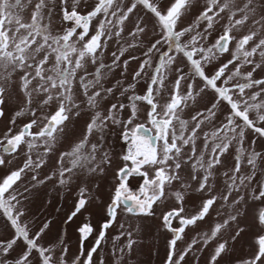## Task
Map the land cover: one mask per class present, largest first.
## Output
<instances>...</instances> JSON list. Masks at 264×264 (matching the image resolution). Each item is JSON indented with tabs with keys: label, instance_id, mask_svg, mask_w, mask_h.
<instances>
[{
	"label": "snow or ice",
	"instance_id": "obj_1",
	"mask_svg": "<svg viewBox=\"0 0 264 264\" xmlns=\"http://www.w3.org/2000/svg\"><path fill=\"white\" fill-rule=\"evenodd\" d=\"M194 9V20L179 27ZM140 10L150 14L156 36L133 74L134 81L145 79L146 87L137 94L135 84L118 82L122 96L131 93L128 103H112L102 111L101 101L114 93L105 84L106 73L120 66L128 49L140 47L147 33L144 15L132 20ZM56 17L62 25L58 30L53 29ZM130 21L131 39L125 40ZM113 40L119 54L113 52L107 64L103 54ZM225 54L229 58L221 61ZM178 55L183 65L177 63ZM209 92L210 104L195 109ZM13 100L18 107L9 120L11 127L0 135V167H8L12 160L5 157L21 149L24 160L0 177V216L12 230L0 239V264H97L94 256L122 205L137 217L156 216V207L164 209L160 224L171 234L164 264H185L190 253L202 252L209 244L214 247L208 264H221L245 237L248 250L236 264H264V150H257L256 139H247L248 132L264 139V0H0V118ZM85 108L92 115L82 138L61 150L67 122ZM191 109L190 118H184ZM24 116L31 119L16 128ZM109 124L121 129L122 163L102 209L104 219L98 230L90 218L76 228L79 249L70 260L63 238L42 242L51 219L35 232L21 221L25 201L32 189L49 180L67 189L78 171L104 176L113 155L102 142L90 143L89 138ZM230 153L232 163L227 164L223 157ZM52 158L53 169L41 179ZM29 173L30 186L21 191L19 184ZM133 178H139L135 189ZM192 193L199 194V204L189 212L185 203ZM95 199L83 183L64 224L72 223ZM213 212L216 220L209 232L186 240L187 229ZM119 227L111 251L114 264H124L137 243L125 224ZM93 233L94 242L85 250ZM121 237H126L123 245L116 243ZM180 242L185 243L182 249Z\"/></svg>",
	"mask_w": 264,
	"mask_h": 264
},
{
	"label": "rangeland",
	"instance_id": "obj_2",
	"mask_svg": "<svg viewBox=\"0 0 264 264\" xmlns=\"http://www.w3.org/2000/svg\"><path fill=\"white\" fill-rule=\"evenodd\" d=\"M91 2V0H89ZM160 3H164L165 0H159ZM202 3V0H201ZM83 11H87V8H83ZM136 15H144L145 22L148 25L147 33L142 37L143 43L140 47L128 49L123 56L120 58V66L116 67L112 72L106 73V86L114 88L113 95L107 97L105 100L101 101V110L106 111L107 108L112 103L123 102L128 103L127 96L131 93H125L123 96L120 94L121 89L119 84L128 85L135 84V92L137 94H142L146 87L145 79L133 80V74L138 70L139 64L143 59V51L148 46L151 41L156 39L155 34L153 33V20L150 17V14H146L143 10H140L138 13L134 14L132 20L135 19ZM196 15V10L194 9L190 15L185 16L179 27H185L191 23ZM132 22L127 23V28L125 29V40H130L131 38L127 37V31L132 28ZM62 27L59 18H54L53 29L58 30ZM216 33H213V38ZM185 38H182V40ZM211 42V41H210ZM169 52H172V49H168ZM118 52V44L113 41H109L106 47V50L103 54V61L107 64L112 62V53ZM175 54V53H173ZM135 56L137 59H130V57ZM228 55L220 57L221 61H226ZM129 61L127 67H123L124 61ZM177 63L183 65L185 63L182 55L177 56ZM91 68V66H90ZM185 72L188 71L185 67ZM211 70V66L209 71ZM247 70V69H245ZM119 82V84H118ZM197 84L200 83L199 80L196 81ZM212 99V93L209 92L200 102L195 106V109H203L208 106ZM35 106V105H34ZM17 103L15 100L10 101L6 108V115L3 118H0V135L11 127L9 120L14 117V113L17 110ZM144 105H141V120L144 118ZM186 110L184 118L189 119L192 111ZM91 112L85 108L81 111L79 116H74L67 122L66 134L63 140V146L61 150H69L71 146L82 138V135L85 131L86 125L91 119ZM124 115H127V110ZM30 116H24L17 120L16 128H19L22 124L30 120ZM218 119H223V113L218 112ZM121 129L119 127L112 126L109 124V127L103 133H94L90 138V143L102 142L105 148L110 149L113 155V163L111 168H109L106 174L102 177H88L81 174L79 171L73 178V181L67 186V189H61L56 186L55 180H49L44 185H38L36 188L32 189L29 194V199L25 201L27 211L25 215L21 218L23 223H27L29 229L32 232L38 230L42 222L46 219H51L52 224L50 229L47 231L45 236L42 238V242L52 243L57 240V238H63L69 247V259L75 257L79 249V240L78 233L76 228L87 219H91V223L98 230L99 222L104 219L102 212L103 207L109 202V197L112 192V187L114 184V172L117 167L121 165L119 160V154L123 150V145L119 139ZM248 142L253 139H256V148L257 150H264V139L257 138L254 133L248 132L247 134ZM198 143H202L198 142ZM6 159L12 160V163L8 167H0V177L5 175L10 169H15L22 165L24 160L23 149L20 153L15 154L14 156H6ZM223 159L227 164L232 163L231 153L227 154ZM54 160L52 158L49 161V164L46 165L41 170V179L49 174L50 170L54 167ZM31 173L24 176L19 184V188L23 191L25 186H30ZM139 178H133L131 180V186L133 189L137 187ZM83 183H87L88 187L94 192L96 199L91 203L87 210L82 212L74 221L70 224H64V219L66 213L73 207L76 200L77 191L80 186H83ZM98 185V187H97ZM199 204V194L192 193V195L186 200L185 206L192 212ZM171 206V204L169 205ZM156 216L152 217H137L131 216L125 211H123V205L121 209H118L117 213V222L108 229L106 234L105 242L102 244V248L98 250L97 254L94 256V260L97 262L100 260L104 261V264H114L113 257L111 255L113 247V238L120 234V223L125 224L126 229L133 232V238L137 243L133 246L132 250L126 254L124 257V264H164L165 251L167 240L170 238L171 234L164 230L161 227L159 216L162 210L160 207L155 209ZM216 220L215 213L213 212L205 221L199 222L197 226L190 227L186 232V240H191L196 237L198 233L209 232ZM138 229V230H137ZM11 228L8 225L7 221L0 216V239L6 238L11 234ZM95 233L93 236L85 242V250L90 248L94 242ZM249 240L247 237L239 240L235 244L236 251L227 255L221 261V264H236V259L239 256H243L248 250ZM117 244L123 245L126 243V237H121L120 240L116 241ZM179 247L182 249L185 247L184 242H180ZM200 245H197L199 248ZM214 247V244H209L202 252H193L186 257L185 264H208V258Z\"/></svg>",
	"mask_w": 264,
	"mask_h": 264
}]
</instances>
